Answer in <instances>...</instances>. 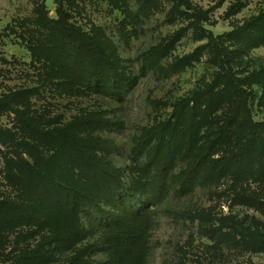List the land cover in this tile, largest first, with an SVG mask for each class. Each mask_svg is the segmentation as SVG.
Returning <instances> with one entry per match:
<instances>
[{"label": "trees", "instance_id": "1", "mask_svg": "<svg viewBox=\"0 0 264 264\" xmlns=\"http://www.w3.org/2000/svg\"><path fill=\"white\" fill-rule=\"evenodd\" d=\"M53 1L55 18L49 16L45 1L37 0L33 17L10 28L42 72L40 88L9 90L0 97V115L14 114L16 122L13 128L0 126V145L7 148L0 151L4 163L0 178L11 188L10 193L0 194V250L14 243L13 264H48L50 251L56 247L59 252L71 251L88 236H98L85 249L88 254H106L112 264H144L155 218L152 209L170 195L175 184L189 193L197 184L229 180L232 202L264 216V120L253 121L248 108L252 92L246 90L256 86L261 95L258 101L264 104V67L244 78L232 68L249 49L264 43V12L247 25L214 36L203 28L204 18L193 8L195 32L208 40L211 59L220 72L205 91L182 101L172 120L143 130L132 150L134 157L145 158L142 178L126 184L101 156L112 144L85 139L81 132L110 123L86 115L61 124L32 109L31 98L56 83L111 94L124 81L120 60L104 30L94 24L86 29L75 20L85 10V0ZM106 1L117 8L121 0ZM171 1L176 9L189 7L186 1ZM225 39L236 45L235 50L224 46ZM171 48L161 43L145 52L143 71L157 66ZM220 110L225 117L218 116ZM179 159L185 168L174 176ZM245 183L256 184V189L246 188ZM83 219H87L86 227ZM43 229L49 232L44 242L52 241L55 248L41 252L38 246L35 250L20 247ZM203 229L214 259L223 256L224 249L264 253L260 220L246 223L229 216L219 220L218 226L210 223Z\"/></svg>", "mask_w": 264, "mask_h": 264}, {"label": "rangeland", "instance_id": "2", "mask_svg": "<svg viewBox=\"0 0 264 264\" xmlns=\"http://www.w3.org/2000/svg\"><path fill=\"white\" fill-rule=\"evenodd\" d=\"M36 1L0 0V97L9 90L40 88L42 78L39 75L42 72L39 73V63L32 58L26 45L10 32L15 22L33 17ZM44 1L49 16L55 18L54 1ZM183 1L189 7L176 9L171 0H144L142 3L140 0H121L116 8L108 5L106 0H85V10L75 20L86 29L94 24L104 30L123 68L121 88L107 94L93 87L70 89L56 83L50 85V89H41L30 100L33 110L50 120H59L61 124L86 115L110 123L111 127H88L81 132L85 139L105 140L112 144L115 149L112 147L101 156L119 171L126 184L142 178L145 158L134 157L132 150L143 130L172 120L181 102L205 91L220 72L211 59L208 40L195 32L197 21L192 19L193 8L201 12L203 28L214 36H224L247 25L264 12V0ZM140 7L143 8L141 12ZM161 43L172 46L168 56L153 69L143 71V54ZM224 43L227 49L235 50V44L227 39ZM247 52L231 65L234 74L240 78L264 67V43ZM246 90L252 92L248 103L252 119L261 122L264 120V104L258 101L260 92L256 86ZM217 114L225 117L222 110ZM15 123L14 114L0 115V126L13 128ZM0 151L6 152L7 148L0 145ZM3 167L0 153V170ZM184 168V162L177 160L174 176ZM231 184L229 180L197 184L189 193L181 192L175 184L170 195L152 209L155 218L144 264H264V253L240 254L224 249L223 256L214 259L211 255L212 243L203 229L206 225L218 226L219 220L229 216L246 223L252 219L264 222V216L254 208L232 202V195L227 192ZM247 185L244 184L248 189H256V184ZM10 191L11 188L0 178V194ZM82 223L86 227L87 219ZM43 230L32 240L22 241L20 247L35 250L38 246L41 252L55 248L52 241L49 244L44 242L49 232ZM97 237L88 236L71 251L59 252L56 247L55 251H50L52 257L48 264H112L106 254L95 252L91 255L85 251ZM14 241L11 235L10 242ZM13 252L14 243L0 250V264H13ZM76 257L78 261H74Z\"/></svg>", "mask_w": 264, "mask_h": 264}]
</instances>
